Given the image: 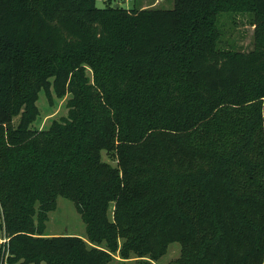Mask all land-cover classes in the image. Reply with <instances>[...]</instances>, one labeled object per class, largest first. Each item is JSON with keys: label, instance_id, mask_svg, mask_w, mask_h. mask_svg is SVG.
I'll use <instances>...</instances> for the list:
<instances>
[{"label": "trees", "instance_id": "1", "mask_svg": "<svg viewBox=\"0 0 264 264\" xmlns=\"http://www.w3.org/2000/svg\"><path fill=\"white\" fill-rule=\"evenodd\" d=\"M40 91L70 95L42 129ZM58 196L86 240L45 235ZM0 217V264H264V0H0Z\"/></svg>", "mask_w": 264, "mask_h": 264}, {"label": "rangeland", "instance_id": "2", "mask_svg": "<svg viewBox=\"0 0 264 264\" xmlns=\"http://www.w3.org/2000/svg\"><path fill=\"white\" fill-rule=\"evenodd\" d=\"M118 3L123 8H172L173 0H96L97 7H104L106 3ZM249 13L244 12H223L219 16V25L222 30V41L228 46L237 50L247 51L253 44V26L250 23ZM69 94L57 97L51 93L50 99L43 92H39L36 102L39 115L33 123L34 128L42 129L50 125L52 120H58L67 114V100ZM18 117L14 118L16 123ZM103 160L115 165V161L110 160L104 151L101 152ZM55 210L48 213V219L44 233L45 235H74L86 240L85 224L79 213L76 211L73 201L68 198L58 196ZM110 214V211H109ZM1 221V217H0ZM6 240L4 232L0 230V244ZM180 253V244L171 242L164 255L155 264H167L176 258ZM120 260L117 253L113 254V260L108 264H117ZM7 264V263H5ZM35 264V263H29ZM39 264H44L43 262Z\"/></svg>", "mask_w": 264, "mask_h": 264}, {"label": "water", "instance_id": "3", "mask_svg": "<svg viewBox=\"0 0 264 264\" xmlns=\"http://www.w3.org/2000/svg\"><path fill=\"white\" fill-rule=\"evenodd\" d=\"M119 4L118 3H115L114 6L117 7Z\"/></svg>", "mask_w": 264, "mask_h": 264}]
</instances>
